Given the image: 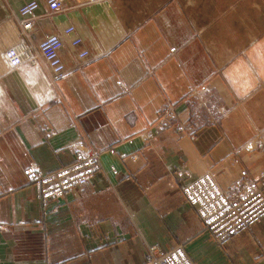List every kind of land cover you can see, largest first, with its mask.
Here are the masks:
<instances>
[{
  "label": "crops",
  "instance_id": "0c3cea01",
  "mask_svg": "<svg viewBox=\"0 0 264 264\" xmlns=\"http://www.w3.org/2000/svg\"><path fill=\"white\" fill-rule=\"evenodd\" d=\"M62 1L54 16L39 8L28 41L74 26L86 64L69 40L57 82L41 56L0 61V264H142L144 244L185 245L196 264H264V219L221 252L177 186L213 168L227 181L264 172V0ZM200 86L220 123L151 135L165 104L190 120ZM75 146L101 154L99 174L53 211L24 172L70 164Z\"/></svg>",
  "mask_w": 264,
  "mask_h": 264
},
{
  "label": "rangeland",
  "instance_id": "374dc122",
  "mask_svg": "<svg viewBox=\"0 0 264 264\" xmlns=\"http://www.w3.org/2000/svg\"><path fill=\"white\" fill-rule=\"evenodd\" d=\"M31 1H37L40 3V7L45 5L42 0H28L21 4L16 12L13 7L17 6L20 1L0 0V61L2 60V65L6 68L15 70L23 67L25 63L37 65L40 59L39 56H41L45 62L46 69L52 74L54 81H60L69 73L63 60L62 51L60 54V60L49 63L41 54V44L43 41L47 37L50 38L57 36L63 41L64 47L65 41L69 40V45L76 54L78 66H83L87 63L89 52L86 50H78L81 48L83 40L76 34V28L74 26L66 28L63 34L46 35L36 47L30 44L28 41L30 38L29 33L33 31L35 27L37 16L34 20H25L26 24L31 23V28L25 29L21 23L22 17L20 16V9ZM96 1L99 0H88V3H94ZM253 1L254 0H247V3L252 4ZM61 2L63 4L62 0ZM230 2L231 4L236 5L239 0H230ZM45 6L47 8V5ZM61 12L55 14L48 11V14L54 16ZM18 20L19 27L21 28L20 30L18 27L19 32L15 26V24L17 25ZM231 32L233 33V30H231ZM175 53L176 49H172V54ZM59 63L61 64V67L59 68L61 70L56 67ZM204 89L206 88L201 86L200 88L191 89L192 91L188 97V103L193 106V109L190 112V120L183 122L180 114H178V111L175 109V106L170 103L165 104L159 111L156 124L150 128L151 135L160 133L166 129H175L180 134H188L192 137L195 135L194 133L202 127L208 125L217 126L220 123L222 116L216 105L218 101L215 99V103L213 104L211 99L208 100L209 97L212 98V95H210V93L207 94L208 91L203 93L202 91H204ZM200 90L202 91L200 92ZM212 119L213 121H211ZM70 151L73 155L72 162L57 170L44 172L37 167H29L37 170L42 175H51L64 169L65 177L58 187V191H55L50 197H47V199L43 196L44 188L40 183L34 185L32 182L28 181L26 171L29 170V168L24 172L27 181L39 188L45 204H47L48 207L54 206L53 211L60 207L61 201H64L69 197L80 198L86 195L90 191L93 182L99 174L101 158L99 152L80 146H75L71 148ZM84 158H86L91 165L80 170L79 168ZM72 165L77 167V169L73 173L66 171L67 169H71ZM233 177L234 178H231L232 180L227 181L228 171H225L223 168L218 170L213 168L212 170L198 176L184 177L183 180L177 183L186 205L189 206L194 212L196 218H198L202 227V232L210 236V239L213 240L214 244L221 252H225L230 242L240 236L241 233L251 229L255 224L260 223L264 219V213L262 214L261 211V203L264 199V172L256 173L251 170L241 169L237 174H233ZM205 178H211L214 181L216 180L215 182L218 185L219 190L223 193V202L227 204L224 210H220L219 204L216 203L214 207L215 211L210 215L207 221L205 220L204 210L195 201L197 197L196 193L194 192V196L192 197L189 193L187 195L185 192V189L188 187H197L196 184ZM203 196V193L200 191V199H202ZM258 211L261 215L255 219L251 226L240 230L241 227L238 226L243 223L244 218L254 216ZM144 247V260L142 264H153L156 259H159L160 255L152 252V249L154 248H160L163 254L171 253L174 250L180 251L187 258L183 256L184 259H182V261L179 257L176 258L180 261L179 264H184V262L196 264L188 254L185 245H178L168 251L164 250L159 245L144 244Z\"/></svg>",
  "mask_w": 264,
  "mask_h": 264
},
{
  "label": "built area",
  "instance_id": "2783aa9c",
  "mask_svg": "<svg viewBox=\"0 0 264 264\" xmlns=\"http://www.w3.org/2000/svg\"><path fill=\"white\" fill-rule=\"evenodd\" d=\"M42 1L45 3V5H47V8L51 13L56 14L63 10V4L61 0H42ZM39 8H40V3H38L37 1H31L20 9V16L22 17L21 23L25 27V29L31 28V23L26 24L25 20H31V19L34 20ZM62 49H63V41L57 36L50 38L47 37L41 44V54L49 63H52V61L60 60V54ZM56 67L59 69L61 67V64L59 63V65H56ZM89 165L91 164H89L87 159L84 158L79 169L83 170ZM76 169L77 167L72 165V168L67 169L66 171L73 173ZM26 176L28 181L32 182V184L36 185L37 183H40L43 186L44 188L43 196L44 198L47 199V197H50L55 191H58V187L60 186L61 182L64 180L65 171L64 169H61L59 172L51 175H45V174L42 175L37 170L33 168H29V170L26 171ZM215 181L211 178H205L204 180L196 184L197 187L191 186V188L188 187L185 189L187 195L189 193L192 197L194 196V192L196 193L197 197L195 201L204 210L206 221L209 219L210 215L214 213L215 211L214 207L216 203L219 204L220 210H224L225 207L227 206V204L224 203L222 199L223 193L219 190V187ZM200 191L204 195L202 199H200L199 197ZM263 207H264V199L261 203L262 214L264 213ZM260 215L261 213L258 211L256 215L244 218L243 223L238 227H241L240 230H243L246 227L249 228L251 224L255 221V219L258 218ZM152 252L154 254L160 255L159 259H156L153 264H179L180 261L176 258L179 257L180 260L182 261V259H184L183 256L186 257L184 254H182L180 251L177 250H174L173 252L168 254H163L160 248H154L152 249ZM184 264H191V263L184 262Z\"/></svg>",
  "mask_w": 264,
  "mask_h": 264
}]
</instances>
